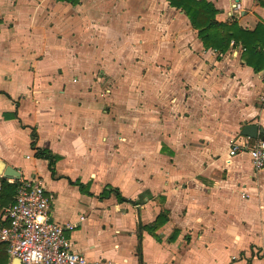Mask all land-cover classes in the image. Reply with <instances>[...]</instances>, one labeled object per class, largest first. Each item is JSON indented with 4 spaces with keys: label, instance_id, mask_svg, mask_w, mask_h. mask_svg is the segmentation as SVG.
Listing matches in <instances>:
<instances>
[{
    "label": "crops",
    "instance_id": "1",
    "mask_svg": "<svg viewBox=\"0 0 264 264\" xmlns=\"http://www.w3.org/2000/svg\"><path fill=\"white\" fill-rule=\"evenodd\" d=\"M208 1L219 21L264 24V0ZM242 52L205 48L168 0H0V159L42 178L90 260L264 264V167L249 151L264 68ZM252 123L257 138L241 133Z\"/></svg>",
    "mask_w": 264,
    "mask_h": 264
},
{
    "label": "built area",
    "instance_id": "2",
    "mask_svg": "<svg viewBox=\"0 0 264 264\" xmlns=\"http://www.w3.org/2000/svg\"><path fill=\"white\" fill-rule=\"evenodd\" d=\"M242 4L234 0L233 10L240 12ZM260 78L264 81V71ZM240 145L233 143V156ZM251 161L258 170L264 167V139L249 145ZM16 182L13 201L0 204V243L20 264H121L117 261L90 260L82 252L71 248L68 231L75 223H60L52 218L53 202L46 193L41 177L8 178ZM2 182L0 179V195Z\"/></svg>",
    "mask_w": 264,
    "mask_h": 264
},
{
    "label": "trees",
    "instance_id": "3",
    "mask_svg": "<svg viewBox=\"0 0 264 264\" xmlns=\"http://www.w3.org/2000/svg\"><path fill=\"white\" fill-rule=\"evenodd\" d=\"M76 3L78 0H60ZM169 4L180 8L189 18L191 25L197 30V35L201 39L205 48H211L219 53H224L231 46L242 45L243 52L241 59L244 63L253 67L255 71L264 68V24L258 22L252 29H245L239 25L237 20L232 22H222L216 19L218 9L208 0H168ZM36 136L32 135L34 146ZM36 155L49 160V167L53 171L54 158L48 149L38 148ZM2 182L0 204L7 205L13 201L17 183L9 182L6 177H0ZM81 188L83 185L80 183ZM116 190V189H115ZM117 191V190H116ZM104 195L109 194L108 189ZM119 198L123 197L118 193ZM166 219L164 214H160L155 220V227L159 226ZM1 253V252H0ZM4 254V253H3ZM0 254V264H7L6 254ZM2 257L5 259H2Z\"/></svg>",
    "mask_w": 264,
    "mask_h": 264
},
{
    "label": "water",
    "instance_id": "4",
    "mask_svg": "<svg viewBox=\"0 0 264 264\" xmlns=\"http://www.w3.org/2000/svg\"><path fill=\"white\" fill-rule=\"evenodd\" d=\"M241 133L248 137L257 138L259 134L263 133V129L259 127L258 124H245ZM261 138L264 139V135H261ZM0 174L8 178L19 179L21 177V171L19 168H16L10 164H6L3 160L0 159ZM13 264H20L19 258H15Z\"/></svg>",
    "mask_w": 264,
    "mask_h": 264
}]
</instances>
